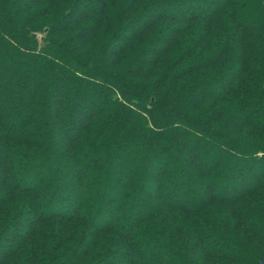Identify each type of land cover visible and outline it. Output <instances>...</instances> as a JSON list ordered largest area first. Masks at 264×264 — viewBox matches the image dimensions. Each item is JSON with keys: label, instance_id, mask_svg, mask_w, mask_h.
Returning <instances> with one entry per match:
<instances>
[{"label": "trees", "instance_id": "16d2710c", "mask_svg": "<svg viewBox=\"0 0 264 264\" xmlns=\"http://www.w3.org/2000/svg\"><path fill=\"white\" fill-rule=\"evenodd\" d=\"M0 264H264V0H0Z\"/></svg>", "mask_w": 264, "mask_h": 264}, {"label": "rangeland", "instance_id": "374dc122", "mask_svg": "<svg viewBox=\"0 0 264 264\" xmlns=\"http://www.w3.org/2000/svg\"><path fill=\"white\" fill-rule=\"evenodd\" d=\"M119 42H121V41H119ZM210 89H212V90H217V86L216 85H214V86H212ZM211 150H212V152H211V154H215V153H217L218 152V149L217 148H215V147H213V148H211ZM247 170L249 171V170H251V167L249 168H246L245 169V171H244V174H246L247 173Z\"/></svg>", "mask_w": 264, "mask_h": 264}, {"label": "water", "instance_id": "95a60500", "mask_svg": "<svg viewBox=\"0 0 264 264\" xmlns=\"http://www.w3.org/2000/svg\"><path fill=\"white\" fill-rule=\"evenodd\" d=\"M34 36V35H33Z\"/></svg>", "mask_w": 264, "mask_h": 264}]
</instances>
